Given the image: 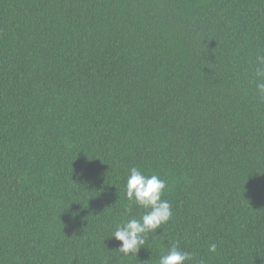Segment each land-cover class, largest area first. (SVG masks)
<instances>
[{
	"label": "trees",
	"instance_id": "obj_1",
	"mask_svg": "<svg viewBox=\"0 0 264 264\" xmlns=\"http://www.w3.org/2000/svg\"><path fill=\"white\" fill-rule=\"evenodd\" d=\"M258 53L264 0H0V264H264ZM131 167L173 216L126 256Z\"/></svg>",
	"mask_w": 264,
	"mask_h": 264
},
{
	"label": "clouds",
	"instance_id": "obj_2",
	"mask_svg": "<svg viewBox=\"0 0 264 264\" xmlns=\"http://www.w3.org/2000/svg\"><path fill=\"white\" fill-rule=\"evenodd\" d=\"M256 94L264 100V55L257 54L254 70ZM167 181L157 174H146L138 167H131L125 183V195L129 205L143 209L139 217L133 216L117 224L110 236L119 242L116 250L124 255H137L146 245L149 233H157L161 226L167 224L173 216L172 205L164 199ZM217 245L209 246V252L215 253ZM192 254L182 251L173 243L165 254L159 258L158 264H187Z\"/></svg>",
	"mask_w": 264,
	"mask_h": 264
}]
</instances>
